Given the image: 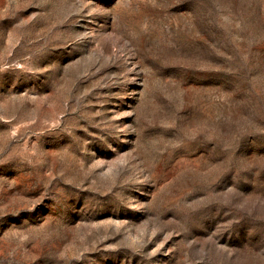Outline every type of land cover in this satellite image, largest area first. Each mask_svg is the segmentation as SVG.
Instances as JSON below:
<instances>
[{"label": "rangeland", "instance_id": "374dc122", "mask_svg": "<svg viewBox=\"0 0 264 264\" xmlns=\"http://www.w3.org/2000/svg\"><path fill=\"white\" fill-rule=\"evenodd\" d=\"M0 264H264V0H0Z\"/></svg>", "mask_w": 264, "mask_h": 264}]
</instances>
